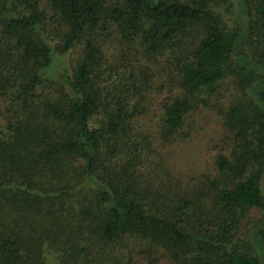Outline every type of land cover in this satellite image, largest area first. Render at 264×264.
<instances>
[{
	"label": "trees",
	"instance_id": "1",
	"mask_svg": "<svg viewBox=\"0 0 264 264\" xmlns=\"http://www.w3.org/2000/svg\"><path fill=\"white\" fill-rule=\"evenodd\" d=\"M153 65L162 142L223 101L199 187L140 124ZM0 99V264H119L136 242L147 264H264V0H0Z\"/></svg>",
	"mask_w": 264,
	"mask_h": 264
},
{
	"label": "rangeland",
	"instance_id": "2",
	"mask_svg": "<svg viewBox=\"0 0 264 264\" xmlns=\"http://www.w3.org/2000/svg\"><path fill=\"white\" fill-rule=\"evenodd\" d=\"M100 43L105 61L104 65L102 62L101 64L105 67H116L119 64L116 60H119V53L123 48L119 46V42L114 37L113 39L107 38L106 40L102 38ZM53 46H56V44ZM83 48L84 44H81L64 56L55 53L56 60L54 66L48 71V76L55 79L57 75L63 73L64 69H71V66L79 59ZM127 62H120V66L122 67L125 64L127 66ZM131 62L134 70L138 72L141 71L140 69H146L147 62L144 59ZM152 68L159 71L160 77L159 79L155 78V85L151 84L154 88L153 92L146 93L147 101L144 114L140 116V124L156 145L167 170H170V176L179 180L182 187L189 189L199 187L204 181L203 178L205 176H212L214 174V160L221 150L222 142H224V129L222 127L221 116L218 113L223 101L220 98V101L214 99L211 109H205L200 105L197 106L187 118L184 129L180 131V134H186L188 137L181 138L177 136L172 141L164 143L159 139L158 135L160 125L158 105L164 95L157 93L155 89L163 81L166 72L164 73V68L158 65H153ZM148 75L150 77L152 72H148ZM5 103L0 99V113L4 110ZM134 245V252L125 253L124 258L118 261L119 264H124L127 258L131 259L132 263L130 264H141V262L142 264H147L148 261L143 260L138 251L144 244L136 242ZM164 260H161V264H169Z\"/></svg>",
	"mask_w": 264,
	"mask_h": 264
}]
</instances>
